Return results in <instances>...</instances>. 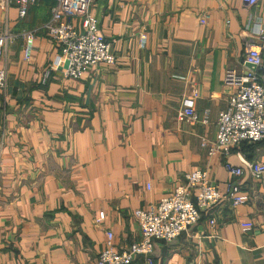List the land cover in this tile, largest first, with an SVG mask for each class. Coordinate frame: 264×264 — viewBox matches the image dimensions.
I'll return each instance as SVG.
<instances>
[{"label": "crops", "instance_id": "0c3cea01", "mask_svg": "<svg viewBox=\"0 0 264 264\" xmlns=\"http://www.w3.org/2000/svg\"><path fill=\"white\" fill-rule=\"evenodd\" d=\"M54 4L42 0L23 19L12 5L0 10V35H11L0 59V264H97L107 232L116 251L126 249L139 238L134 212L195 170L221 192L232 183L243 203L220 201L174 241L155 242L150 263L130 264H264V175L232 178L224 168L264 164V140L227 159L202 146L233 91L225 72L247 69L264 0H91L115 63L79 80L54 68L58 46L42 29ZM28 32L35 40L24 60ZM188 98L197 122L178 118Z\"/></svg>", "mask_w": 264, "mask_h": 264}, {"label": "built area", "instance_id": "2783aa9c", "mask_svg": "<svg viewBox=\"0 0 264 264\" xmlns=\"http://www.w3.org/2000/svg\"><path fill=\"white\" fill-rule=\"evenodd\" d=\"M42 0H1L0 10H7L11 5L17 10L19 19L26 17L29 9ZM50 17L44 23L47 37L58 46L59 56L54 68H60L65 79L79 80L99 65L111 66L115 55L110 44L101 35L97 20L90 10L91 0H54ZM248 6H254L261 0H242ZM82 19L80 26L74 19ZM11 35H0V59ZM35 36L33 32L24 34L23 58L29 60ZM146 36H139V43L144 45ZM242 64H250L253 70L241 72L227 70L224 83L233 89L227 107L216 123L214 141L209 145L208 154L219 153L227 159L234 149L242 144H256L264 140V26L259 25L244 49ZM53 68L49 67L44 75L46 81ZM6 71L0 67V90L6 88ZM194 98V96H193ZM183 110L178 114L180 120L197 122L199 117L193 109V99L183 102ZM205 122V119L202 120ZM227 174L232 178L243 176L246 169L253 179L259 180L264 175V164L244 163V167H235L224 162ZM185 183L177 186L172 193L157 204L143 210H136L134 217L139 227V238L126 249L118 252L113 246V235L106 233L103 250L97 264H130L137 257L151 262L155 242L170 243L195 225L201 214L226 199L236 207L243 203L232 183L224 192L209 181L208 174L195 170L184 175ZM213 220L209 221L212 225ZM242 232L251 231V222H241Z\"/></svg>", "mask_w": 264, "mask_h": 264}, {"label": "water", "instance_id": "95a60500", "mask_svg": "<svg viewBox=\"0 0 264 264\" xmlns=\"http://www.w3.org/2000/svg\"><path fill=\"white\" fill-rule=\"evenodd\" d=\"M245 65H246V67H247L248 69H251V70L254 69V67H253L252 65H250V64H245Z\"/></svg>", "mask_w": 264, "mask_h": 264}]
</instances>
